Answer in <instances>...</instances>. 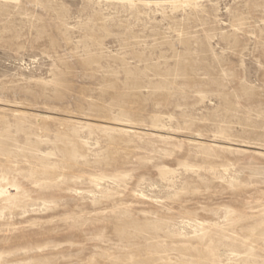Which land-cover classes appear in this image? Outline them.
Instances as JSON below:
<instances>
[{
  "label": "rangeland",
  "instance_id": "1",
  "mask_svg": "<svg viewBox=\"0 0 264 264\" xmlns=\"http://www.w3.org/2000/svg\"><path fill=\"white\" fill-rule=\"evenodd\" d=\"M0 264H264V0H0Z\"/></svg>",
  "mask_w": 264,
  "mask_h": 264
}]
</instances>
